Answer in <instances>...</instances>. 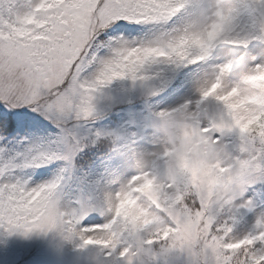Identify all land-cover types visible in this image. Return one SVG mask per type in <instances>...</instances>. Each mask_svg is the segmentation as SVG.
Listing matches in <instances>:
<instances>
[{"label":"clouds","instance_id":"obj_1","mask_svg":"<svg viewBox=\"0 0 264 264\" xmlns=\"http://www.w3.org/2000/svg\"><path fill=\"white\" fill-rule=\"evenodd\" d=\"M248 3L258 13L257 35L238 31L233 0H193L185 20L155 40L163 47L151 55L189 66L218 46L264 39V0ZM231 67L211 69L196 85L195 102L155 113L152 149L129 148L137 174L106 194V220L97 231L76 237L115 244L125 264H216L223 245L210 237L208 219L249 207L250 201L241 202L245 187L264 177V65L227 84Z\"/></svg>","mask_w":264,"mask_h":264},{"label":"rangeland","instance_id":"obj_2","mask_svg":"<svg viewBox=\"0 0 264 264\" xmlns=\"http://www.w3.org/2000/svg\"><path fill=\"white\" fill-rule=\"evenodd\" d=\"M38 0H0V22H14L31 11ZM237 9L238 31L258 34V13L248 0H233ZM159 23L115 21L92 41L97 61L110 59L121 44L138 46L151 43L189 14ZM231 64L225 82H240L257 65H264V39H253L247 47L221 45L209 58L196 65L175 68L153 66L147 80L117 79L93 94V113L88 118L75 115L52 118L31 107L7 108L0 104V183L20 182L29 188L52 186L54 199L64 211L79 210L84 224L104 223L106 194L137 174L129 148L153 147L150 134L155 113L172 110L198 96L196 85L211 69ZM99 63L91 66L84 79H95ZM119 148L121 154L115 149ZM43 154L50 159L33 158ZM242 201L247 208L234 214L232 237L242 238L258 231L264 221V177L246 185ZM233 213L219 218L222 222ZM85 217H87L85 219ZM259 245L257 248L259 250ZM0 264H125L116 253L93 246L84 247L78 237L59 229L15 232L0 229Z\"/></svg>","mask_w":264,"mask_h":264},{"label":"snow or ice","instance_id":"obj_3","mask_svg":"<svg viewBox=\"0 0 264 264\" xmlns=\"http://www.w3.org/2000/svg\"><path fill=\"white\" fill-rule=\"evenodd\" d=\"M190 6L193 0H38L14 22H0V104L9 109L28 106L57 119L88 118L94 110L93 94L114 80H147V69L157 65L188 66L168 56L151 55L153 49L163 47L155 41L121 44L110 59L97 61L92 41L100 31L115 21L166 22ZM133 47L138 51L130 56ZM97 62L95 79H84V73ZM47 159L41 154L33 163L39 167ZM54 188H29L18 181L0 183V229L8 234L53 229L72 235L95 233L103 223L84 224L79 210L63 211L54 199ZM107 203L111 208V201ZM238 211L222 222L208 219L210 237L223 245L216 264H264V221L257 222L259 230L254 234L233 238L232 221ZM79 239L83 245L110 247L109 255L116 253L115 244L83 234ZM126 255L124 248L119 256Z\"/></svg>","mask_w":264,"mask_h":264}]
</instances>
